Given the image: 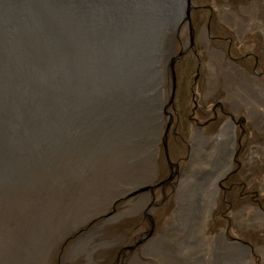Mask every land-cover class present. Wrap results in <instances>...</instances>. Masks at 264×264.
Listing matches in <instances>:
<instances>
[{"label":"rangeland","instance_id":"rangeland-1","mask_svg":"<svg viewBox=\"0 0 264 264\" xmlns=\"http://www.w3.org/2000/svg\"><path fill=\"white\" fill-rule=\"evenodd\" d=\"M192 1L205 8L192 10L190 16L204 23L209 19L212 34L230 33L236 44L242 38L252 40V32L258 35L260 59L254 75L251 64L245 62V70L237 68L224 52L211 49L215 42L208 43L205 36L196 50L202 74L193 87L198 104L193 115L203 122L216 97L229 100L232 93L239 95L243 101L240 114L246 120L244 135L239 137L236 127L224 141H214L223 133L218 135L219 131L210 132L207 127L201 133L192 129L195 124L186 117L193 106L188 93L184 110L170 123H178L176 133L165 137L160 96L154 132L148 130L153 124L145 122H129L130 127L122 132L116 125L118 119L91 133L90 143L74 153L52 154L32 142L31 152L17 157L16 165L22 167L30 156L36 169L15 182L0 175V264H167L165 256L154 250L155 243L170 244L167 252L177 245L180 264H210L212 253L218 254L219 241L243 247L251 264H264V0ZM206 26L202 25L204 32H208ZM247 49L239 47L233 54ZM125 115L123 121L128 118ZM195 134L214 141L207 142L208 148L223 150L220 165L224 171L215 182L200 231L191 227L176 230L179 194L188 171L211 172L200 161L207 153L194 154ZM9 148L0 153L12 158L27 149L18 144ZM216 160L217 153L210 158L212 166L219 165ZM193 161H197L194 168ZM203 178L194 184L201 188L207 181ZM185 193L195 195L192 188ZM184 213L191 216L187 207Z\"/></svg>","mask_w":264,"mask_h":264},{"label":"water","instance_id":"water-1","mask_svg":"<svg viewBox=\"0 0 264 264\" xmlns=\"http://www.w3.org/2000/svg\"><path fill=\"white\" fill-rule=\"evenodd\" d=\"M191 8L190 0H0V138L11 147L32 132L43 150L74 153L122 119L130 100L148 89L159 100L162 43Z\"/></svg>","mask_w":264,"mask_h":264},{"label":"flooded vegetation","instance_id":"flooded-vegetation-1","mask_svg":"<svg viewBox=\"0 0 264 264\" xmlns=\"http://www.w3.org/2000/svg\"><path fill=\"white\" fill-rule=\"evenodd\" d=\"M190 2L192 5L190 13L194 9L201 10L205 8V5L193 4L192 0H190ZM220 22L223 23L225 27L232 30L234 29L230 23L226 21ZM204 24L207 25L206 30H208V32L203 31L202 25ZM208 26L209 19L204 23L201 18L190 16L189 21L181 23L175 32H168L165 41L162 43L159 67L161 75L160 92L162 94L161 100L163 106L160 122H163L162 120L166 121L163 127V137L168 133H176L178 123H174L172 126H170V123L175 120V115L178 116L179 113L184 110L186 106L184 102L186 101L188 93L193 106L190 108L191 112L186 114V117L195 124L192 126V129H197L200 132L204 127H207L210 132L219 131L218 135L223 133L226 136L227 132L238 127L239 137H242L247 130L245 127V117L243 114H240V111L243 110V101L240 100L241 98L239 95L235 96L233 93L229 100H226L223 95L216 97V100L210 103L208 108L209 115L203 122H198L197 117L193 115L198 106L194 97L193 87L197 84L202 74L200 70L201 59L198 58V52H196V50L201 47L200 39L203 36L208 39V43L212 40L215 42L214 45L210 46L211 49L224 52L227 58L234 63L237 68L245 70V62L251 64L252 75L257 73L256 68L258 67L260 59V43L258 35H255L254 32H252V40L249 39L244 41V38H242L236 44L233 42L230 33L224 35L212 34ZM239 47H247L248 49L240 55L233 54L239 52ZM237 61L242 62L244 66H240ZM224 102L228 104L227 107H225ZM233 106H235V108ZM199 114H204V111L200 110ZM254 128L255 125L252 124L251 129ZM163 140L165 142V138ZM164 149H166V145ZM170 164L171 162H169V165ZM127 247L126 245L125 248Z\"/></svg>","mask_w":264,"mask_h":264},{"label":"bare ground","instance_id":"bare-ground-1","mask_svg":"<svg viewBox=\"0 0 264 264\" xmlns=\"http://www.w3.org/2000/svg\"><path fill=\"white\" fill-rule=\"evenodd\" d=\"M160 102H161V100H158V98L156 97L155 91L148 89L147 91H145L143 93V97L138 103H135L134 100H130L128 102L129 104L126 105V110H124V114H126L125 117H127V114H128V118H125L126 119L125 121H123L124 117L122 119H119V121H118V123H116V125L117 126L120 125L121 131L124 132L128 129L129 122H131V123L132 122H145L147 126H148V124H150V125L153 124L150 127L151 129H148V130H151V132H154V125L156 123L155 122V115H156V117L159 116L158 111L161 108ZM1 124H2V121L0 120V125ZM125 126L127 129H122ZM133 127H136V126L132 125L131 128H133ZM1 130H4L2 126H0V131ZM135 130H137V129H135ZM151 134L153 135V133H151ZM149 137H153V136H149ZM33 138H34V136L32 135V132H29L28 138L26 141L15 143V144H18L19 148L26 147L27 149L20 152V153H15V155L12 154L13 159L4 153H0V166H1L0 167V175L3 174V176H6L9 179V181L12 180V182H13L14 180H19L21 178V176H23V175H24V177L26 175H29V173L31 171H33L32 169H36V167L34 168L32 163H30L31 162L30 156L28 157L27 162L22 167H19L16 165V163L19 161L17 157H21L20 155H22V156L27 155L31 152L30 146L32 145V142L36 141V139L35 138L33 139ZM216 138L217 139L214 141L224 140L225 134L218 136ZM210 139L211 138L204 137L201 134H195L193 137L194 154L195 155H198V154L204 155L205 153H207V157H202V159H200V161L202 163H204V165H206L207 168H209L211 172H209V170L205 171L202 168L201 169L203 171H201V172L198 170H193V171L189 170L188 171V174L186 177L187 180H184L182 182L183 192L181 191L179 194L180 209H179V212L177 213L178 220L174 221L175 223L178 224V226L175 227L176 230L179 227H184L186 229L188 228L190 230V227H191L192 230L197 228V230L200 231V227H201V225H202V223H203V221L207 215V210H208V207L210 206V203H211V199L213 196L212 194H213L214 189H215L214 188L215 182H216L217 178L224 171V168H223L224 166L222 164L220 165V162L223 160V150L220 149L219 152H216V151H214L213 148H208L207 145L211 141ZM31 140H33V141H31ZM207 142H208V144H207ZM0 149L5 151V152L10 150L9 144L5 145L3 139H1V138H0ZM216 153H217V160L216 161H219V165L217 164L218 162H216V164H214L212 166L211 162H210V158H212ZM36 156H37V154H36ZM195 157H198V156H195ZM196 162L197 161H193V165H192L193 168L195 166H197ZM207 173H210L209 177H208ZM6 177H5V179H6ZM205 177H208V178H205ZM202 178L207 179V181L204 182V184H202L201 188H199L194 183L197 180L202 179ZM189 180H193L192 181L193 183H191V182L189 183ZM21 181H22V179H21ZM190 188L193 189L194 194H195L193 198L189 197V196H191L190 194L185 193V192L189 191ZM184 207H187V210H189V214L191 216H189V217L184 216V215H187L184 213ZM177 237H178V235L175 236V240H177ZM189 238H190V235L188 234L184 238V242H187L189 240ZM167 242L169 243V241H167ZM179 243H181V241H179ZM154 245H155L154 250H158V251H156V253L160 254V255H164L167 264H180L179 261L182 259L177 258V254H176L177 245L174 248L175 251H174V249H172L173 252L170 250H169V252H167V250L170 249V246H169L170 244L164 245L161 243H155ZM215 248H216L215 250L217 251L218 254L215 256V253H212V255H211L212 258L210 259V264H225V262H227L228 264H251L247 258V254H246L245 249L241 246H237L235 244L230 245L227 242L219 241ZM159 249H162V250L160 251ZM174 255L176 256L175 260H174ZM167 257H170L169 261H168ZM217 261H219L220 263ZM197 263L200 264L201 262L197 261ZM183 264H190V262H188V263L183 262Z\"/></svg>","mask_w":264,"mask_h":264}]
</instances>
